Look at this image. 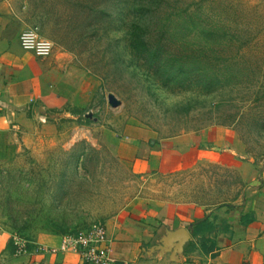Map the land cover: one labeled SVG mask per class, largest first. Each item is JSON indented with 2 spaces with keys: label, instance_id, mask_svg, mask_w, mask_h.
I'll list each match as a JSON object with an SVG mask.
<instances>
[{
  "label": "rangeland",
  "instance_id": "1",
  "mask_svg": "<svg viewBox=\"0 0 264 264\" xmlns=\"http://www.w3.org/2000/svg\"><path fill=\"white\" fill-rule=\"evenodd\" d=\"M10 1L11 30H33L53 44L52 52L69 53L79 67L99 78L102 90L93 108L97 120L78 114L81 138L69 148L21 147L8 163L0 164V229L14 235L13 240L62 237L103 224L133 203L233 207L248 189L235 169L209 162L176 172L137 174L123 151L117 155L113 150L132 139L160 140L213 127L214 119L227 120L231 125L217 127L233 132L244 147V161L255 165L260 176L264 0H160L173 13L185 6L194 9L192 42L199 52V69L220 78L237 74L208 94L185 80L166 83V74L153 71L132 53L128 32L138 14L133 0ZM223 42H228L226 48L219 45ZM177 43L179 35L174 34L167 49L174 50ZM222 49L226 54L218 51ZM228 55H236V63L225 62ZM108 94L120 101L117 107L108 105Z\"/></svg>",
  "mask_w": 264,
  "mask_h": 264
},
{
  "label": "crops",
  "instance_id": "2",
  "mask_svg": "<svg viewBox=\"0 0 264 264\" xmlns=\"http://www.w3.org/2000/svg\"><path fill=\"white\" fill-rule=\"evenodd\" d=\"M13 20L11 1L0 0V164L8 163L21 147L40 151L60 144L69 148L81 138L78 114L91 111L94 115L102 95L99 78L79 67L69 53L54 49L44 58L23 50L18 40L23 28L11 30ZM38 106L51 117L35 115ZM131 141L113 150L117 155L123 151L137 174L176 172L209 162L235 169L248 189L233 207L216 210L172 203L131 204L103 221L111 240V264H264V163L258 177L256 166L244 161V147L231 130L213 126L160 140ZM209 214L216 217L215 232L209 237L218 248L213 258L201 252L190 229ZM179 228L191 236L182 254L160 251L167 233ZM13 237L0 229V264H81L76 254L50 252L61 237L25 239L26 251L21 254H16Z\"/></svg>",
  "mask_w": 264,
  "mask_h": 264
},
{
  "label": "trees",
  "instance_id": "3",
  "mask_svg": "<svg viewBox=\"0 0 264 264\" xmlns=\"http://www.w3.org/2000/svg\"><path fill=\"white\" fill-rule=\"evenodd\" d=\"M133 5L138 9H136L138 14L134 16L135 19L128 32L129 48L150 69L158 73L162 72V76L166 74L163 76L166 83L177 82L178 84L185 80L208 94L214 89L219 90L226 81L237 76L229 72L227 76L220 78L218 73L208 74L206 70L198 68L199 52L194 49L192 42L196 17L194 9L185 6L173 13V8H169L168 5L163 6L160 0H133ZM225 29L222 27L220 30ZM174 34L179 35V43L174 46V50H168L166 44L170 37H174ZM225 43L228 42L219 45L226 48ZM218 51L226 54L223 49ZM213 59L217 60L214 56ZM236 59V55H228L225 62H234ZM171 68L175 69L169 72ZM229 123L230 121L227 120L219 122L214 119L209 126H229L231 125ZM215 220V216L205 215L202 219L192 223L190 228L193 238L199 241L201 252L211 258L215 257L218 252V248L209 240L210 235L215 232ZM202 234H208V236L197 237ZM10 247L9 242L7 248L10 249Z\"/></svg>",
  "mask_w": 264,
  "mask_h": 264
},
{
  "label": "built area",
  "instance_id": "4",
  "mask_svg": "<svg viewBox=\"0 0 264 264\" xmlns=\"http://www.w3.org/2000/svg\"><path fill=\"white\" fill-rule=\"evenodd\" d=\"M18 40L22 49L38 57L45 58L52 54L53 44L33 30H23ZM110 243L104 224L98 223L63 235L57 248L51 249L50 252L76 254L81 264H111L113 260L109 254ZM26 244L25 239L15 237L16 254L25 252Z\"/></svg>",
  "mask_w": 264,
  "mask_h": 264
},
{
  "label": "water",
  "instance_id": "5",
  "mask_svg": "<svg viewBox=\"0 0 264 264\" xmlns=\"http://www.w3.org/2000/svg\"><path fill=\"white\" fill-rule=\"evenodd\" d=\"M107 102L108 105L112 108L117 107L120 104V101L113 95V94H108L107 96ZM33 112L35 115H41L42 118L44 119L46 116L51 117L43 107H35L33 109ZM85 118L90 119V120H97L92 116V112L88 111L84 115ZM167 241L169 244L164 245V242ZM191 241V236L190 234L186 231V229L179 228L177 230H174L172 232H168L165 238L163 239L162 246H160L158 249L160 251H164V249L168 250L171 252L173 256H177L179 254H182L184 250V246L186 243Z\"/></svg>",
  "mask_w": 264,
  "mask_h": 264
}]
</instances>
